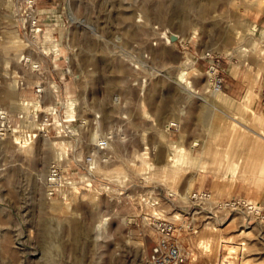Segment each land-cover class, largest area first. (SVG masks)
I'll return each mask as SVG.
<instances>
[{
  "label": "rangeland",
  "instance_id": "374dc122",
  "mask_svg": "<svg viewBox=\"0 0 264 264\" xmlns=\"http://www.w3.org/2000/svg\"><path fill=\"white\" fill-rule=\"evenodd\" d=\"M152 217L264 264V0H0V264H146Z\"/></svg>",
  "mask_w": 264,
  "mask_h": 264
},
{
  "label": "built area",
  "instance_id": "2783aa9c",
  "mask_svg": "<svg viewBox=\"0 0 264 264\" xmlns=\"http://www.w3.org/2000/svg\"><path fill=\"white\" fill-rule=\"evenodd\" d=\"M207 77L209 84L211 85V90L213 92H220L222 88V79L218 73L217 65L212 62L208 66ZM88 164L93 162L91 158L88 160ZM194 198L212 203L219 209H228L235 206L234 203L240 204V201H229L221 200L211 202L209 194L198 193L192 195ZM245 207V206H244ZM156 232L158 233L159 239L154 243L151 248L146 264H183L185 262V255L181 246L174 241L171 237L174 235V227L171 223L160 217H152L151 220Z\"/></svg>",
  "mask_w": 264,
  "mask_h": 264
},
{
  "label": "bare ground",
  "instance_id": "6f19581e",
  "mask_svg": "<svg viewBox=\"0 0 264 264\" xmlns=\"http://www.w3.org/2000/svg\"><path fill=\"white\" fill-rule=\"evenodd\" d=\"M170 37L172 38V39H174V38H176V36L175 35H170ZM181 75H182V73H181ZM210 91L213 93V94H218V93H220V92H213L212 90H211V85H210ZM211 197V195L209 194V198ZM244 202V204L245 205H247L246 207H248L249 206V208L251 209V210H259L260 208H259V206L257 205V203L255 202V201H253V200H244L243 201ZM235 205H236V203H234ZM252 212V211H251ZM104 220H106V219H104ZM103 225H104V222L102 221V222H100L99 224H97V229H102V227H103ZM200 245H201V247L202 248H206L207 247V245H205V243L204 242H201L200 243ZM238 249H242V243H238V244H233V245H229V246H227V248H226V250L228 251L227 253H229V254H231L232 255V253H235ZM232 257V256H231ZM229 257H225V258H223V260L221 261V264H232V262L228 259Z\"/></svg>",
  "mask_w": 264,
  "mask_h": 264
},
{
  "label": "water",
  "instance_id": "95a60500",
  "mask_svg": "<svg viewBox=\"0 0 264 264\" xmlns=\"http://www.w3.org/2000/svg\"><path fill=\"white\" fill-rule=\"evenodd\" d=\"M172 39V38H171Z\"/></svg>",
  "mask_w": 264,
  "mask_h": 264
}]
</instances>
